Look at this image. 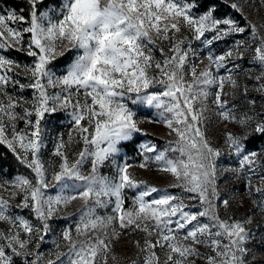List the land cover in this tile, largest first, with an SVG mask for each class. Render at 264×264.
Listing matches in <instances>:
<instances>
[{
    "label": "snow or ice",
    "instance_id": "snow-or-ice-1",
    "mask_svg": "<svg viewBox=\"0 0 264 264\" xmlns=\"http://www.w3.org/2000/svg\"><path fill=\"white\" fill-rule=\"evenodd\" d=\"M26 2L27 9L0 13V52L15 49L33 58L30 64L19 63L0 54V144L7 145L32 173L0 181V193H8L7 199L0 195V222L8 225L0 230V264H16L15 258H23V264H109L110 260L120 264L114 242L129 230L144 233L143 243L134 241L143 259L132 264H264V256L258 259L249 247L254 240L248 227L252 217L239 220L227 214L231 203L221 198L217 184L221 150L212 145L204 129L205 102L212 95L209 89L215 88L213 103L221 121L264 135V111L237 115L235 105L230 107L222 99L228 95L226 84L232 95L241 90L236 78L240 65L229 67V62L243 59L249 49L261 70L255 76L247 73V78L264 96V23L241 26L230 17L219 18L215 5L200 12L203 0H61L46 11L40 10L43 0ZM230 7L242 12L239 3ZM248 29L251 41L237 40L220 55L211 51L215 42ZM182 30L208 49V63L199 72L197 64H189L191 44L185 47L187 37L178 35ZM164 42L169 45L167 52L161 46ZM71 51L74 59L64 74L57 75L50 65ZM221 69L227 74L220 75ZM20 77L28 82L21 83ZM10 86L33 89L32 99L13 96ZM49 88L60 91L50 94ZM242 91L248 95L247 85ZM129 103L155 107L159 119L149 122L163 124L174 136L163 149L150 141L139 145L143 159L138 166L154 165L174 178L170 187L191 195H175L137 180L127 162L116 164L112 175L101 174L100 168L119 151L118 145L143 131V121L136 119ZM249 103L254 106L256 101ZM69 109L72 131L67 141L57 138L53 150L57 162L46 164L41 158L47 132L42 122L47 114ZM18 121H23V129L17 127ZM248 138V132H225V143L240 157L238 168L225 171L237 176L245 169L255 172L259 153L246 151ZM73 142L82 144L74 158L68 151ZM86 164L90 165L87 173ZM259 179L260 184L253 186L249 176L247 187L249 195L260 196L253 203L264 211V172ZM50 188L57 190L54 195ZM125 189L136 192L128 208ZM17 198L15 207L28 209L35 223L10 214V202ZM113 198L114 215L99 216L89 206L103 207ZM184 199L196 200L198 205L189 207ZM77 200L83 201L84 208L75 234L71 227L60 233L67 251H60L57 241L54 258H43L38 249L52 231L50 221ZM158 248L164 251L163 261Z\"/></svg>",
    "mask_w": 264,
    "mask_h": 264
},
{
    "label": "rangeland",
    "instance_id": "rangeland-1",
    "mask_svg": "<svg viewBox=\"0 0 264 264\" xmlns=\"http://www.w3.org/2000/svg\"><path fill=\"white\" fill-rule=\"evenodd\" d=\"M230 3V5L234 2L239 3L242 6V12L232 9L238 13L240 17L234 19L239 22L241 26L247 25L249 22L256 24L259 26L260 24L264 23V0H224ZM61 2V1H60ZM58 4H53L48 6L42 11H46L49 8L55 7ZM8 10L6 8H1L0 13H6ZM224 18V17H223ZM243 25L241 24L242 22ZM13 27H23L26 25H16L12 24ZM184 37H187L185 41V47L188 44H191L192 51L189 52V64L195 63L197 64V71L203 69L204 65L208 63L207 55L208 49L204 47L201 41L195 40L191 33L187 30H182L181 34ZM212 33H206V36L210 37ZM261 35H264V30L261 31ZM29 34H25V40L28 39ZM237 40H245L251 41V29H248L243 34H233L226 37L224 40L215 42L211 46V51L216 54L220 55L228 50V48L232 47L234 42ZM165 51L169 47L167 42H164L162 45ZM255 47V44L252 45V48ZM193 52L196 55H193ZM0 54H4L11 59L16 60L19 63H31V57H28L26 53L17 51L15 49H7ZM253 52L249 49L243 59H237L234 61L229 62V67H231L232 63L240 65V70L236 74V78L239 80L241 84V92H237L235 95H232L233 89L225 85V92L228 95L222 97V99H226L229 103V106L235 105V112L237 115H242L244 110L239 106V98L243 97L244 94L242 88L244 85L248 87V95L247 97L252 100L256 101L255 105H251L246 112L250 114L252 112H262L264 111V96L261 95L260 92L255 90L256 82L254 80H250L247 78V73L250 72L252 76L258 75L260 72V67L257 63L252 61ZM155 56L157 59H160L159 51L155 52ZM60 57L58 62H52L50 67H52L56 72L57 75H62L65 73L66 68L72 62L75 57V52H65L63 56ZM58 57L56 59H58ZM246 63V70H243L241 67V62ZM203 61V63H201ZM215 72V69L213 68ZM220 75H226L224 69L220 70ZM21 83H27L28 81L20 77L19 78ZM249 81V82H248ZM160 86H157L159 88ZM153 91L156 89H152ZM50 94L59 92V88H49L48 89ZM212 93L208 97V100L205 102L207 104V110L205 112V116L207 119L204 121V129L205 134L211 141L212 145L216 148L221 150V156H219L216 160L217 163V184L221 194L222 199H229L231 203V208L228 211V215L234 216L236 219L243 220L245 217H252L253 223L248 225V227L252 230L254 235V240L250 243L249 247L253 248L254 252L257 254L258 259L264 256V211H262L259 207H257L253 200H259L260 196L258 194L249 195L248 193V177L251 176V182L253 186L260 184V175L264 172V146H261L259 149L256 150H249L246 149L247 152L256 151L259 153L257 164L255 166V172H249L245 169L244 172L240 173L238 176L233 174L230 171H225V169L229 168H238L239 167V160L234 150H230L228 145L225 143V132L231 131L236 133L237 135H241L243 132L239 125L237 124H228L227 122L221 121L218 116L216 115V105L213 103L214 100V93L216 91L215 88L209 89ZM8 92L15 97L23 96L28 100L32 99L33 96V89L26 88L23 91L19 89L18 86L15 88L9 87ZM238 98V99H237ZM238 100V101H237ZM29 105H25L28 107ZM133 111L136 112V119L143 121L140 124L141 129L143 130L141 133H134L132 139L128 140L130 142L131 147H133L132 151H128L120 145H118L119 151L109 160L105 162V165L100 168V172L102 175H112L115 173V165L116 164H123L127 162L128 164L132 165L129 169L130 173L139 181H145L151 186H155L159 189H166L172 194L180 195L187 197L191 194L183 192L181 188L170 187L171 184L174 183V178L167 173H162L156 170L155 166H150L149 168H140L138 165L142 162V156L139 154V145L144 142H151L156 144L161 149L167 147V142L169 140H173L174 136H169V130L161 123L149 122L158 120L159 117L157 116L158 110L153 106H148L146 104H138V105H131ZM199 107V103L196 105ZM19 111V109H17ZM71 109L67 111L58 112L56 115L47 114L45 121L42 122V126L46 127L47 132L45 134V147L42 149V160L47 163H55L57 162V158L53 156V150L55 147V142L58 137L63 136L65 141L68 140V133L72 131V120H71ZM227 124V127L225 125ZM17 127L19 129H23L25 127L23 121L17 122ZM127 142V141H126ZM82 147V144H76L73 142L69 148V154L74 158L73 153L79 148ZM115 162V163H114ZM90 169V165L86 164L84 171ZM29 170V175L25 174H16L11 177H6L0 173V181L2 180H12L17 175H24V176H31V170ZM49 193L54 195L56 193V189L50 188ZM136 194L135 190L133 189H125V208L131 207L132 205V197ZM3 195L5 199L8 198V193L3 192L0 193ZM155 195V194H153ZM186 205L191 207L192 205H198V201L196 200H189L184 199L183 201ZM12 208L10 209V214L12 215H24L26 218L31 219L34 223L35 218L32 216L28 209H19L16 208L15 205L19 203V198L12 200L11 202ZM219 203V202H217ZM115 202L113 198V202L107 204L103 207H98L93 204L89 206L95 207L96 214L102 217L114 215L113 208ZM84 208L83 201L77 200L73 201L66 209H61L54 218L50 221L52 226V231L45 237L44 242L41 244L38 251L42 254L43 258H54V253L57 251L55 245L56 242L59 241L61 243L60 251H67L66 248L63 247V242L60 240V233L67 227H71L73 230V234H75V225L79 220L80 210ZM193 211L197 209H192ZM220 212L221 216L224 217L225 213L223 210L222 204L220 205ZM203 219V218H202ZM8 227L7 224L0 222V230H6ZM144 233L142 232H130L127 235L121 236L119 241L114 242L113 251L120 259V264H132V261H140L143 259V255L139 252V249L135 247L134 241L140 240L143 243ZM33 251H37L33 246ZM201 251H207V249L201 248ZM158 254L161 257V260L164 259V251L161 249H157ZM16 264H23V258H15ZM109 264H112L111 260ZM197 264H204L203 261H198Z\"/></svg>",
    "mask_w": 264,
    "mask_h": 264
},
{
    "label": "trees",
    "instance_id": "trees-1",
    "mask_svg": "<svg viewBox=\"0 0 264 264\" xmlns=\"http://www.w3.org/2000/svg\"><path fill=\"white\" fill-rule=\"evenodd\" d=\"M60 1L61 0H43V3L40 5V10L42 11L53 4H59ZM208 5H215V15L219 18L230 16L234 19H237L238 17H240L236 11L231 9L230 3L224 0H203V6L199 9V11H205ZM1 8L11 10L14 9L19 12L21 8L27 9V2L26 0H0V9ZM25 15H27V12H25ZM241 24L243 25L244 23L242 22ZM59 60L60 57H58V59H55L53 62H58ZM241 63L242 69L246 70L247 62H244L243 60V62ZM239 92H241V90ZM249 100L250 99L247 96H244V98L240 97L239 101L237 100L240 105L239 107L242 108L244 112H246V110H248L251 106ZM242 131L243 132L241 133V135H244L246 132L249 133V138L247 141H245L246 149L256 150L259 149L261 146H264V135L252 133L250 132V130L246 129H242ZM121 146L128 151H132L133 149L129 141L122 142ZM0 173L6 177H11L16 174L29 175L28 168H26L25 165H23L17 160L16 155L5 144H0Z\"/></svg>",
    "mask_w": 264,
    "mask_h": 264
}]
</instances>
